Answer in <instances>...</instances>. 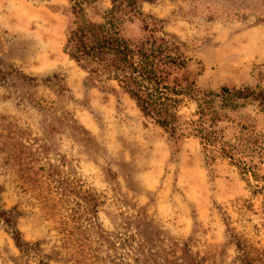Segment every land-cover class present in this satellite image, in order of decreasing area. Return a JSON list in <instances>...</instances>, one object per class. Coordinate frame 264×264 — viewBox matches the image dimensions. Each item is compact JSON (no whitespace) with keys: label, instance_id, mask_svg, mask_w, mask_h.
Here are the masks:
<instances>
[{"label":"rangeland","instance_id":"rangeland-1","mask_svg":"<svg viewBox=\"0 0 264 264\" xmlns=\"http://www.w3.org/2000/svg\"><path fill=\"white\" fill-rule=\"evenodd\" d=\"M77 5L182 55L185 137L69 58ZM0 208V264H264V0H0Z\"/></svg>","mask_w":264,"mask_h":264},{"label":"trees","instance_id":"trees-1","mask_svg":"<svg viewBox=\"0 0 264 264\" xmlns=\"http://www.w3.org/2000/svg\"><path fill=\"white\" fill-rule=\"evenodd\" d=\"M76 13L81 15L83 9ZM122 18H117L115 9L104 23L91 22L83 14L74 23L65 44L69 58L79 64L95 83H116L120 90L129 95L141 113L155 121L171 136L185 137L179 124V109L184 98L192 99V90L182 86L169 85L172 72L186 68L182 55L175 53L164 39H152L134 44L121 37ZM175 53V54H174ZM229 93V90H224ZM234 96L248 97L242 91ZM202 108V107H201ZM200 119L191 122L192 135L200 140L207 157L220 153L234 159V152L225 146L218 148L216 132L203 128L206 115L204 108L199 112ZM251 172L254 168H251ZM254 173V172H253ZM256 178V174H254ZM13 212L0 208V222H4L13 234L18 247L24 244L12 222Z\"/></svg>","mask_w":264,"mask_h":264}]
</instances>
